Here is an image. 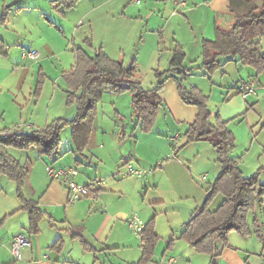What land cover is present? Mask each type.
Listing matches in <instances>:
<instances>
[{
    "label": "crops",
    "instance_id": "1",
    "mask_svg": "<svg viewBox=\"0 0 264 264\" xmlns=\"http://www.w3.org/2000/svg\"><path fill=\"white\" fill-rule=\"evenodd\" d=\"M1 1L3 13H6L8 20L12 16L18 17L21 13H25L26 9L34 8L25 3L29 0H19L18 2L23 1L24 3L17 4L14 9H12V6H7L11 0ZM38 1L48 3L50 0H35V2ZM80 1L82 3L83 0ZM112 1L121 3L117 13L119 16L117 20L120 23L123 21L124 24H127L129 21L146 19L148 24L151 23L154 26L153 30L159 28L157 31L161 33L160 40L165 42L164 47H162L161 42H158L157 45L154 44L148 50L147 56H141L142 49L139 50L138 54H132L133 59L136 61V76L138 78H141L137 75L141 71L139 69L140 62H145V60H147V64L148 61H152L149 63L150 66L154 64L152 70L154 67L160 71L167 70L170 65L172 50L176 44H180L186 52L184 66L192 68L191 74L187 77L188 82L191 85L200 87L207 94L208 88L205 79L209 78L208 83L209 85L212 83L213 87L210 85L212 89H210L208 104L213 113L215 110L219 111L222 119L230 120L246 107L245 99L250 95L244 99L238 93L237 87L240 82L255 79L258 86L264 87V72L255 76L254 71L240 66L235 60L229 61L235 65L238 72L235 87L232 88V85L227 82L231 75L227 70L229 62L217 70L211 78L206 76L204 70L199 67L203 50L202 40L206 38L213 39L217 25L222 29L232 27L233 17L229 13V0H185L187 5L178 7L182 8L178 12L171 11L173 6H176L174 0H167L165 8L159 15L149 10V6L154 2L152 0L145 2L144 6L141 5L142 7L136 5L134 0H106L109 3ZM160 2L162 1L156 0L155 4ZM139 4H142V2ZM75 7L64 10V19L68 17V12L75 9ZM61 8L58 10H62ZM93 8H96V6L84 10L83 16L87 19L90 18L94 14ZM45 20L48 23L44 26L45 31H51L54 26L59 27L55 23L56 21L49 20L46 17ZM59 22L62 21L59 19ZM78 22L83 24L81 19ZM147 35L156 36V34L145 32L143 37ZM41 43L47 46L46 42ZM37 44L41 45L40 42H37ZM261 45L264 50V37L261 39ZM118 59L122 60L121 55ZM243 71H247V73L243 74ZM216 75L218 76L216 77ZM214 87H217L220 93L223 92V97L219 95L218 99H214L213 95L216 92ZM261 90H264V88ZM235 94H239L241 98L238 102L233 103L230 100L235 97ZM159 95L163 102L159 114H163L166 121H172L182 126L185 132L189 124L193 123L196 118L197 107L183 102L178 95L176 84L172 78L165 81ZM254 96H259V94L256 93ZM228 98L230 99L226 101ZM103 100L100 102L87 146L82 151L77 150L72 139L73 144L69 147L71 152L66 147H62L61 144L62 155L58 158H51L47 155L41 156L35 148L17 150L16 156L13 153V147H7L27 169L24 185L26 199L37 202L39 207L46 212V215L39 221V231L31 233L29 212L24 208L23 201L17 194L16 183L0 172V264H133L142 255L143 243L140 235L130 232V230L133 231L127 222V213L130 209H125L123 207L125 204L129 205L128 208H131V210L137 208L142 211L146 208L148 210L157 208L160 206L157 202L165 201V198H167L165 196L173 195L181 199L184 196L187 201L194 199V203L191 204L193 213L194 209L204 201L207 194L208 186L205 185L207 180L211 182L209 179L211 174L213 173V176L218 175L221 170V164L217 160V152L207 140L193 141L176 153L171 151L169 142L168 144L163 142L169 148L166 147L165 152L161 155H166V157L162 159L164 162L161 163L160 170L154 172L152 184L138 180H136V184L102 180L98 189L95 190L96 199L85 197L71 202L67 185L49 175L48 165L52 164L54 168L75 167L78 173L74 176V179L80 184H87L99 176L97 173H91L88 166L93 164L97 169L108 166L114 170V168H121L122 164L127 162L136 165V161L142 167L141 155L144 150H151L148 143L152 148H155L154 142L151 140L155 125H152L148 131L141 129L132 109L121 111L120 108L115 106L118 102H121L120 96L117 97L116 102L111 100L113 111L111 106H109V109H105ZM128 100L131 104V96L128 97ZM239 105L241 109L236 111ZM127 120H130V122L128 123ZM212 120L214 119L212 118ZM49 122L50 117L48 116L46 125ZM35 126L34 124L29 125L30 128H36ZM164 128L165 126H159L158 129V133L162 136H164V133H161ZM179 132L173 133L175 136L171 139L178 136V141L181 137ZM122 141L124 143L131 141L135 144L127 157L121 151L122 146L120 150L117 146L123 143ZM176 145H178L177 142ZM69 153L70 156H68ZM72 155L73 161L70 160ZM61 159L64 163L61 162ZM205 171L207 173H204ZM142 185L146 189L145 196L148 195L151 189L155 193L159 191L158 188L165 190L160 192L162 195H159V197H149L146 200H141L143 206L141 208L135 206L134 202L131 204L129 197L133 195L136 188H140ZM147 185L150 186L147 187ZM153 190L151 192L154 193ZM153 204L155 206H152ZM156 232L158 233L157 228ZM180 233L178 235L171 234L170 237L167 236V240L155 248L154 259L148 264H264V236L260 239L254 234L244 237L231 233L233 235H230V245L217 258H212L208 254L199 253L189 247L183 239L178 238ZM19 234L27 235L31 242L30 246L21 248L20 258L14 255L11 248L13 239ZM174 237L177 238L176 244L173 249L168 250L165 244ZM254 237L256 240H253ZM59 238L62 240L60 246L55 245ZM81 238L94 249L84 248ZM160 238L162 237L160 236ZM75 241L78 243L76 249L73 248ZM171 258H175L176 261L174 263L170 262Z\"/></svg>",
    "mask_w": 264,
    "mask_h": 264
},
{
    "label": "trees",
    "instance_id": "2",
    "mask_svg": "<svg viewBox=\"0 0 264 264\" xmlns=\"http://www.w3.org/2000/svg\"><path fill=\"white\" fill-rule=\"evenodd\" d=\"M77 1L52 0L53 3L57 2L55 8H63L62 14L64 10L74 7ZM229 13L233 17L232 27L225 31L217 25L214 38L202 40L199 67L206 76L211 77L226 63L235 60L239 65L252 69L255 76H258L264 72V50L261 45L264 37V0H229ZM6 18V13H3L0 23H5ZM0 51H7V43L1 36ZM74 52L76 62L64 76L69 85L68 103H76V115L69 119L57 117L46 126L29 131L20 128L13 131L0 129V172L16 183L17 194L29 212L31 233L39 231V221L46 212L37 202L26 199L24 185L27 169L7 147L25 150L35 148L41 156L58 158L62 155L61 130L70 125L74 145L77 150L82 151L87 146L98 104L108 91H130L137 123L141 129L148 131L163 105L159 92L165 81L172 78L183 102L193 104L198 109L194 122L189 124L184 133L185 142L180 148L193 141L207 140L215 148L217 160L221 164L215 181L207 187L204 201L183 224L178 238L197 252L208 254L212 258H217L230 245L233 231L244 237L254 234L263 238V223L256 211L264 198V181L261 179L264 167L251 176L244 175L238 158L232 155L235 137L228 120L222 119L219 112L215 116L208 104L209 96L200 87L186 82L192 68L184 66L186 52L180 44H176L172 50L169 68L156 71L157 82L150 89L144 88L136 76L135 60L127 65L123 60L111 58L101 46L94 53L75 46ZM180 148L174 146V153ZM219 195L223 198L216 205L214 202ZM251 213L253 219L250 224L248 217ZM141 239L142 255L133 264H148L154 259L155 248L160 240L156 232L155 217L145 223ZM176 240V237L170 239L167 249H173ZM81 241L84 248L94 249L84 239L81 238ZM61 244L62 240L59 238L55 245Z\"/></svg>",
    "mask_w": 264,
    "mask_h": 264
},
{
    "label": "rangeland",
    "instance_id": "3",
    "mask_svg": "<svg viewBox=\"0 0 264 264\" xmlns=\"http://www.w3.org/2000/svg\"><path fill=\"white\" fill-rule=\"evenodd\" d=\"M140 1L142 4H137L135 0L134 3L139 6H144L145 2L147 3L150 0ZM155 1L156 0H152L153 3L149 6V10L156 15H159L163 8H165L167 0H161L162 2L159 4H155ZM1 2L2 1L0 0V19L4 12ZM78 2L75 5V9H73L75 11L70 10L68 12V17L64 19V14L61 13V10L55 8L57 2L53 3L50 0L47 3L29 0L25 3L34 8L26 9L25 13H21L18 17L12 16V18L10 17V20L6 18L5 23H0V36L3 37L7 43L6 53L0 51L1 130L11 131L20 128L21 130L29 131L32 129L29 127L30 124L36 125L35 127L46 126V118L48 116L50 117L51 122L57 117L69 119L76 115V103H68L67 90L69 85L64 76V73L70 70L76 62V54L74 52L75 46H80L90 53H94L95 50L101 46L111 58L119 60V55H121V59L127 65L131 64L134 60L132 54H138L141 49V56H147L148 50H150L154 44L157 45L158 42H161L162 47H164L165 42L160 40L159 36L161 33L157 31L159 28L153 30L154 26L151 23L148 24L146 19L129 21L127 24H124L125 22L123 21L120 23L117 20V18H119L117 13L121 4L119 1H112L109 3L106 2V0H83L82 3L81 1ZM9 3L10 2H8V4ZM20 3L24 2H17L12 6V9L16 8L17 4ZM94 6H96V8H93L92 10L94 11V14L90 18L87 19L83 16L84 10L92 9ZM117 7L118 9H116ZM61 9L63 10V8ZM181 9L182 8H178V6H173V10L171 11L175 10L178 12ZM45 17L49 20L56 21L55 23H57L59 27L54 26L51 31L46 30V32L44 26L48 23L45 20ZM59 19L62 21V24L59 22ZM80 19L83 21V24H79L78 21ZM223 29L225 31L229 30V28ZM145 32L156 34V36L147 35L146 37H143ZM143 39H145V41H143ZM37 42H40L41 45L37 44ZM41 42H46L47 46L46 44L43 45ZM29 51L39 52V56L37 58L26 57L23 59V53H28ZM146 61L147 60H145V62H140L141 65H139V69L141 71H139L137 75L141 77L139 79L144 88L150 89L154 87L157 82L155 74L158 69L154 67L153 71L152 67L154 64L151 66L149 65L152 61H148V64ZM227 70L231 74L227 82L229 85H232L231 88L235 87V81L238 77L235 65H233L232 62H229ZM246 70L248 71L249 69ZM250 70L253 71L252 69ZM247 71H243L242 73H247ZM217 74H219V72H217ZM217 76L218 75H216V77ZM208 80L209 78L205 79L206 87L208 88L207 95L209 96V93H211L210 89H212L211 86L213 87V85L210 83V86ZM186 82H188V80ZM188 84L191 85L189 82ZM262 88L264 87L258 86L256 89V93H258L259 96H254L253 94L245 99L246 107L242 110L243 112L241 111V113H238L236 116L228 120L229 127L235 137V147L232 154L238 158L240 166L246 176H251L260 170L261 167H264V90H261ZM215 91L216 92H214L213 95L214 99H218L219 95L222 96L223 92L220 93L217 87L215 88ZM104 96L106 97L104 98ZM118 96H120L121 102H118L115 105L117 108H120L121 111H127L129 109L133 110L132 94L130 91L122 93L110 91L105 92L103 95L104 100L102 98L105 109H109V106H111V110L113 111V103L111 100L116 102ZM129 96H131V104L128 100ZM239 98H241V96L235 94V97L230 101L235 103L238 102ZM229 99L230 98L226 101ZM124 104L128 105L125 106ZM240 109L241 106L239 105V107L236 108V111H239ZM217 112L219 111L215 110V116ZM127 122L129 123L130 120H127ZM152 125L156 126L153 137L151 138L152 142H154L153 145L155 148H152L148 143V147L151 148V150H144L143 154L141 152L142 167H140L136 161V165L132 163L135 167L145 169L146 174L140 177L136 175L124 177L118 174L116 175V171L118 169H124L126 163H123L121 168H114V170L112 167L108 166L97 169L92 164V166H88L90 167L91 173L93 172V174L97 173L99 175L94 178L96 182L99 181V183L95 184V190L98 189L102 180L108 182L120 181L125 182L126 184H136V180H138L147 184H152L151 181L153 180L154 172L160 170L161 163L164 162L162 159L166 157V155L161 156L163 155V152H165V148L168 147L166 144L169 142V147L171 151L174 152L173 144L180 148L185 142L184 128L172 121H166L163 114H159ZM159 126H165L161 132L164 133V136L158 133ZM177 131H180L179 133L181 136L178 141V138L176 140L171 139L175 136L173 133ZM71 139V126L68 125L61 130V144L62 147H66L69 152H71V148L69 147L73 144ZM176 142L178 145H176ZM134 145V142L129 141L126 143L123 142L120 145L118 144L117 146L119 147V150L122 146L121 151L124 156L127 157ZM17 150L19 151L21 149L13 147V153L16 156ZM114 153L116 154V152ZM68 156H70V153ZM70 160L73 161V155ZM61 162H63L62 159ZM204 173H207V171ZM216 177L217 175L213 176L212 173L209 178L211 182L207 180L205 185L208 186L210 183H213ZM261 179L264 181V171L262 170ZM149 186L150 185H147V187ZM158 189L159 191L157 193L151 189L154 193L150 190L148 195L145 196L144 193L146 189L144 188V185H142L140 188L134 190L133 195L129 197V202L131 204L134 202L135 206L142 208L141 200H146L149 197H159V195H162L160 192L165 190L163 188ZM165 197H167L165 198V201L157 202L160 206L155 209L150 208L148 210L145 207L146 209L141 211L137 208L131 210V208H128L129 205L127 204L123 206L125 209L127 208V210L130 209L128 210L127 215L135 212L140 216L144 223L156 215L154 216L155 227L157 228L159 236L162 237L158 241L156 247L160 246L162 242H165L167 236L170 237L171 234L178 235L181 232L184 222L188 221L193 209V207H191V204L194 203L193 198L192 201H187L184 196H182V199L173 195ZM222 198L223 197L219 195L214 204L217 205ZM152 206H155V204ZM256 213L260 219L263 220L261 221L264 226V198L261 204L257 207ZM248 218L251 224L253 213H251ZM130 232L134 234V231L130 230ZM232 233L236 236H241L237 232L233 231ZM253 240H256L255 237ZM167 244L168 243L165 244V247H167ZM76 246H78L77 241H75L73 248L76 249Z\"/></svg>",
    "mask_w": 264,
    "mask_h": 264
},
{
    "label": "built area",
    "instance_id": "4",
    "mask_svg": "<svg viewBox=\"0 0 264 264\" xmlns=\"http://www.w3.org/2000/svg\"><path fill=\"white\" fill-rule=\"evenodd\" d=\"M140 2H141L140 0H136V3L139 4ZM174 2L178 7H184L187 4L185 0H174ZM38 56H39V52L30 51L28 53H23V57L37 58ZM257 86H258V82L255 79H248L240 82L237 87V90L238 93L245 99L249 95L256 93ZM177 138L178 136L173 139L176 140ZM47 171L53 179L60 180L67 185V188L69 189L70 192L71 202L78 201L85 197L96 199V192L94 187L96 183H99V181L96 182V180H92L87 184L78 183L74 179V176L78 173L77 168L68 167V168L56 169L52 165H48ZM117 174L123 177L132 176V175H136L140 177L145 175L146 172L145 169L135 167L132 163L127 162L125 168L122 170H118ZM127 222L130 228L136 234L141 236V232L144 228L145 223L140 218V216L137 215L135 212H132L128 215ZM30 245L31 242L29 237L25 234H19L12 241V246H11L12 252L16 257L20 258L21 248L23 246H30ZM175 261H176L175 258L170 259V262L172 263H174Z\"/></svg>",
    "mask_w": 264,
    "mask_h": 264
},
{
    "label": "water",
    "instance_id": "5",
    "mask_svg": "<svg viewBox=\"0 0 264 264\" xmlns=\"http://www.w3.org/2000/svg\"><path fill=\"white\" fill-rule=\"evenodd\" d=\"M18 1H19V0H13V1H11L7 6H8V7H11V6H13L14 4H16Z\"/></svg>",
    "mask_w": 264,
    "mask_h": 264
}]
</instances>
